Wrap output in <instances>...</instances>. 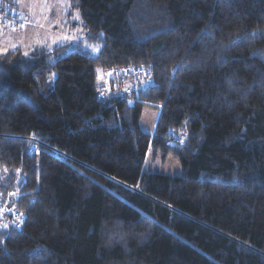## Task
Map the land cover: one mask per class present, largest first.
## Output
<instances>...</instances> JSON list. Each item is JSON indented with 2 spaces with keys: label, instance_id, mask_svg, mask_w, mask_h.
Returning a JSON list of instances; mask_svg holds the SVG:
<instances>
[{
  "label": "trees",
  "instance_id": "obj_1",
  "mask_svg": "<svg viewBox=\"0 0 264 264\" xmlns=\"http://www.w3.org/2000/svg\"><path fill=\"white\" fill-rule=\"evenodd\" d=\"M63 1L83 40L0 50V194L21 219L0 221V264H264V0ZM16 6L1 28L25 27ZM125 66L153 84L98 96ZM150 150L180 174H147Z\"/></svg>",
  "mask_w": 264,
  "mask_h": 264
},
{
  "label": "rangeland",
  "instance_id": "obj_2",
  "mask_svg": "<svg viewBox=\"0 0 264 264\" xmlns=\"http://www.w3.org/2000/svg\"><path fill=\"white\" fill-rule=\"evenodd\" d=\"M16 9L21 17L27 21L20 37V48L23 53H28L35 45L51 46L65 41L75 42L85 37L81 26L75 29H67L62 25L65 2L63 0H15ZM36 28H39L36 31ZM14 29L3 24L0 31V50L8 49L14 37L10 34ZM88 49H96L87 46ZM101 76V75H100ZM54 74L49 76L53 81ZM105 77L99 79L103 83ZM131 99V98H130ZM157 111L151 107H143L139 116V127L145 132H151L156 120ZM144 171L149 173H162L179 175L180 163L170 154L162 156L159 150H150L144 165Z\"/></svg>",
  "mask_w": 264,
  "mask_h": 264
},
{
  "label": "built area",
  "instance_id": "obj_3",
  "mask_svg": "<svg viewBox=\"0 0 264 264\" xmlns=\"http://www.w3.org/2000/svg\"><path fill=\"white\" fill-rule=\"evenodd\" d=\"M4 18L10 25H23L22 19L17 14H5ZM152 84L153 80L150 76L143 74L140 66H125L121 70L105 76L98 96H117L130 99L135 89L145 90ZM0 209H3L0 212V221L7 222L14 227L19 226L21 219L13 212L10 194L3 196L0 194ZM7 219L9 220L6 221Z\"/></svg>",
  "mask_w": 264,
  "mask_h": 264
},
{
  "label": "clouds",
  "instance_id": "obj_4",
  "mask_svg": "<svg viewBox=\"0 0 264 264\" xmlns=\"http://www.w3.org/2000/svg\"><path fill=\"white\" fill-rule=\"evenodd\" d=\"M107 235L106 243L111 244L113 242L123 243L130 233L123 228V221L117 220L113 225L109 226L107 223L103 225Z\"/></svg>",
  "mask_w": 264,
  "mask_h": 264
},
{
  "label": "crops",
  "instance_id": "obj_5",
  "mask_svg": "<svg viewBox=\"0 0 264 264\" xmlns=\"http://www.w3.org/2000/svg\"><path fill=\"white\" fill-rule=\"evenodd\" d=\"M26 21V20H25ZM26 24H27V21H26ZM39 28H36V31L38 30ZM2 30V28L0 27V31ZM23 31H27V29H24L23 28ZM22 30H14L12 33H10L14 39L11 41L12 43L9 45L8 48H11L13 46H20V37L23 35V32ZM36 46V45H35ZM38 46V45H37Z\"/></svg>",
  "mask_w": 264,
  "mask_h": 264
},
{
  "label": "snow or ice",
  "instance_id": "obj_6",
  "mask_svg": "<svg viewBox=\"0 0 264 264\" xmlns=\"http://www.w3.org/2000/svg\"><path fill=\"white\" fill-rule=\"evenodd\" d=\"M76 18L78 19L79 17L77 16ZM93 51H95V49H93ZM24 55L27 56L28 53H24ZM17 171H19V169ZM10 195H15V193H10ZM2 211H3V209H0V212H2ZM21 215H23V214H21ZM2 227L7 229L8 225L7 224H3Z\"/></svg>",
  "mask_w": 264,
  "mask_h": 264
},
{
  "label": "water",
  "instance_id": "obj_7",
  "mask_svg": "<svg viewBox=\"0 0 264 264\" xmlns=\"http://www.w3.org/2000/svg\"><path fill=\"white\" fill-rule=\"evenodd\" d=\"M127 103H128L129 105H132V100H131V99H127Z\"/></svg>",
  "mask_w": 264,
  "mask_h": 264
}]
</instances>
